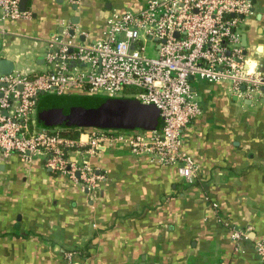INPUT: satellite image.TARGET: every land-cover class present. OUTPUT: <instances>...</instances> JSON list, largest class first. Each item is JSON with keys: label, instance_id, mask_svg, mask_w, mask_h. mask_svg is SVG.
<instances>
[{"label": "crops", "instance_id": "crops-1", "mask_svg": "<svg viewBox=\"0 0 264 264\" xmlns=\"http://www.w3.org/2000/svg\"><path fill=\"white\" fill-rule=\"evenodd\" d=\"M147 1L27 0L30 19L0 20V60L40 73L54 39L72 30L79 41L99 39L114 11ZM251 1L242 46L246 68L264 76V0ZM193 90L202 114L182 134L197 166L193 183L127 148L72 155L104 175L91 190L40 157L0 153V264H264L256 251L264 242V84L254 99L225 84L195 82ZM234 227L247 232L239 246Z\"/></svg>", "mask_w": 264, "mask_h": 264}, {"label": "built area", "instance_id": "built-area-1", "mask_svg": "<svg viewBox=\"0 0 264 264\" xmlns=\"http://www.w3.org/2000/svg\"><path fill=\"white\" fill-rule=\"evenodd\" d=\"M21 2L0 0V20L30 19ZM253 7L251 0H148L138 11H114L99 39L79 41L70 34L54 39L45 51L44 71L0 74V153L25 162L40 157L53 174L91 190L104 175L72 155L127 148L176 167L193 183L197 166L182 150V134L202 114L194 83L225 84L232 95L248 99L264 84V76L246 68L242 46L243 24ZM47 95L133 98L155 106L162 125L148 133L87 129L73 138L39 125L38 105ZM246 237V231L232 228L237 246ZM256 251L264 260V242L256 243Z\"/></svg>", "mask_w": 264, "mask_h": 264}, {"label": "water", "instance_id": "water-1", "mask_svg": "<svg viewBox=\"0 0 264 264\" xmlns=\"http://www.w3.org/2000/svg\"><path fill=\"white\" fill-rule=\"evenodd\" d=\"M27 0H22L24 5ZM74 35V31H70ZM15 70L9 59L0 60V74L10 75ZM193 81V78H190ZM37 116L46 128H90L97 130H126L152 132L162 121L160 111L133 98L99 96L48 95L41 99Z\"/></svg>", "mask_w": 264, "mask_h": 264}, {"label": "trees", "instance_id": "trees-1", "mask_svg": "<svg viewBox=\"0 0 264 264\" xmlns=\"http://www.w3.org/2000/svg\"><path fill=\"white\" fill-rule=\"evenodd\" d=\"M38 123H39L40 126L44 127L41 124V122L39 121V119H38ZM55 128L60 129L63 134L68 135V136L73 137V138H76L80 133L85 132L87 129H90V128H85V127H83V128H79V127L68 128V127H60V126L59 127H55Z\"/></svg>", "mask_w": 264, "mask_h": 264}]
</instances>
